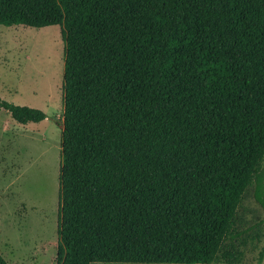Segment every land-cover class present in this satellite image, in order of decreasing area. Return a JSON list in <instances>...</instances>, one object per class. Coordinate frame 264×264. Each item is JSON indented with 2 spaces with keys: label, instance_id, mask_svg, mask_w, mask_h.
I'll use <instances>...</instances> for the list:
<instances>
[{
  "label": "trees",
  "instance_id": "1",
  "mask_svg": "<svg viewBox=\"0 0 264 264\" xmlns=\"http://www.w3.org/2000/svg\"><path fill=\"white\" fill-rule=\"evenodd\" d=\"M0 26L62 27L57 264H239L249 187L264 211V0H0Z\"/></svg>",
  "mask_w": 264,
  "mask_h": 264
},
{
  "label": "rangeland",
  "instance_id": "2",
  "mask_svg": "<svg viewBox=\"0 0 264 264\" xmlns=\"http://www.w3.org/2000/svg\"><path fill=\"white\" fill-rule=\"evenodd\" d=\"M61 30L0 26V100L46 115L22 126L0 109V255L8 264H57ZM253 191H245L234 219L239 264H264V211Z\"/></svg>",
  "mask_w": 264,
  "mask_h": 264
}]
</instances>
